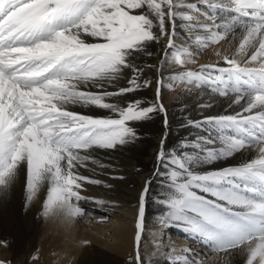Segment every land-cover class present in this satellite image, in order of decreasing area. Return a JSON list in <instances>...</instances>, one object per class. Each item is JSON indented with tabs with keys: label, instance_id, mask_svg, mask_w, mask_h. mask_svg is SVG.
Returning a JSON list of instances; mask_svg holds the SVG:
<instances>
[{
	"label": "snow or ice",
	"instance_id": "1",
	"mask_svg": "<svg viewBox=\"0 0 264 264\" xmlns=\"http://www.w3.org/2000/svg\"><path fill=\"white\" fill-rule=\"evenodd\" d=\"M193 32L203 33L197 46L231 37L238 39L236 54L251 52L243 62L224 55L220 64L167 78L186 92L207 90L227 107L186 119L180 127L194 131L178 147H167V132L161 139L153 177L162 191H151L150 178L139 194L131 264H145L141 242L153 195L152 202L166 209L161 225L225 252L247 245L246 264H264V0H0V196L24 171L29 202L48 185L45 214L58 206L68 217L83 216L82 200L104 205L81 195L85 184L103 182L79 169L89 162L106 167L94 153L136 142L137 125L154 113L170 127L162 102L164 71L195 62L187 46ZM155 44L162 49L152 66L159 78L150 80L136 61L151 56ZM125 79L126 86H118ZM153 84L152 103L109 102ZM220 162L224 166L197 171ZM162 250L161 240L157 252ZM167 251L166 264H200L192 249L181 256Z\"/></svg>",
	"mask_w": 264,
	"mask_h": 264
},
{
	"label": "bare ground",
	"instance_id": "2",
	"mask_svg": "<svg viewBox=\"0 0 264 264\" xmlns=\"http://www.w3.org/2000/svg\"><path fill=\"white\" fill-rule=\"evenodd\" d=\"M195 2V0H189ZM202 32L190 35L191 43L187 46L201 49L194 53L195 62L179 65L164 71L165 87L162 102L168 110L170 127L164 126L161 113H154L152 118L137 125L140 138L116 150H97L94 156L106 167L93 165L79 169L80 173L93 179H99L100 185L85 184L81 195L106 201L98 205L89 200H82L79 206L84 208L83 216L68 217L66 212L53 206L47 214L42 207L46 198L48 185H42L37 196L29 202L25 188V172L17 174V179L7 192L0 196V261L5 264H121L134 253V232L138 212V197L147 180H154L151 191L161 192V181L153 174L158 167L156 154L161 139L168 133L167 147H178L180 139L194 131L180 125L186 119H200L203 115L222 112L227 105L221 107L219 100H211L207 90L196 95L197 89L185 91V85L169 81L167 78L177 72L197 71L203 64H220L224 55H235L243 62L251 50L245 54H236L238 39L229 37L228 41L209 44L207 47L197 46L194 42ZM183 39V35H182ZM181 41H177L180 44ZM191 48V49H192ZM190 49V50H191ZM151 56L142 54L136 61L145 70L147 79L159 78L153 65L160 62L162 49L159 44L150 48ZM193 52V51H192ZM186 67H192L188 70ZM194 68V69H193ZM122 80L118 86H126ZM172 87L168 89V84ZM155 84L139 92L130 93L124 98H109V102L125 106L131 99H141L152 103L155 97ZM116 86L109 85L107 90L114 91ZM213 103L212 108L200 105ZM85 114L113 115L103 109L75 108ZM224 166L223 162L207 165L197 171H207ZM211 198V197H209ZM153 195L146 210V228L141 242V252L145 264H166L167 249H175L174 256L184 255V249H192L198 253L196 259L200 264H246L247 245L239 250L227 252L217 250L194 242L186 233L176 227L161 225L159 218L163 211ZM73 203H76L73 200ZM162 240L164 250L157 252V244ZM38 259H33V257Z\"/></svg>",
	"mask_w": 264,
	"mask_h": 264
},
{
	"label": "rangeland",
	"instance_id": "3",
	"mask_svg": "<svg viewBox=\"0 0 264 264\" xmlns=\"http://www.w3.org/2000/svg\"><path fill=\"white\" fill-rule=\"evenodd\" d=\"M191 48H192V47H191ZM191 48H190V49H191ZM191 51H193V53H195V54H199V53L202 52V50L199 49V48H198V49H195V48L193 49V48H192ZM186 68H188V70H192V67H186ZM193 69H194V68H193ZM168 89H170V88L168 87ZM0 243H2L1 240H0ZM121 264H130V261H129V259H127V260L123 261Z\"/></svg>",
	"mask_w": 264,
	"mask_h": 264
}]
</instances>
